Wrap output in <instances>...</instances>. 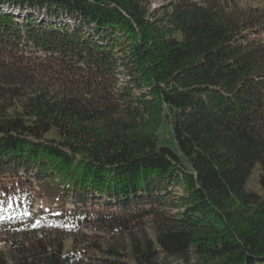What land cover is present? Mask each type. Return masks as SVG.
<instances>
[{
    "label": "trees",
    "instance_id": "16d2710c",
    "mask_svg": "<svg viewBox=\"0 0 264 264\" xmlns=\"http://www.w3.org/2000/svg\"><path fill=\"white\" fill-rule=\"evenodd\" d=\"M241 1L0 0V264H264V0Z\"/></svg>",
    "mask_w": 264,
    "mask_h": 264
},
{
    "label": "rangeland",
    "instance_id": "374dc122",
    "mask_svg": "<svg viewBox=\"0 0 264 264\" xmlns=\"http://www.w3.org/2000/svg\"><path fill=\"white\" fill-rule=\"evenodd\" d=\"M167 1L170 0H148L151 4V8H159L161 5L167 3ZM242 6L247 8L250 6H258L259 2L256 0H242L241 1ZM24 14V13H23ZM157 146H167L173 149L178 155L182 156V153L178 147V144L174 138V133L172 130V126L168 119L166 117L163 118L162 124L158 130V140H157ZM256 178H253L251 181V187H255V180ZM2 245L0 244V251L2 250Z\"/></svg>",
    "mask_w": 264,
    "mask_h": 264
}]
</instances>
